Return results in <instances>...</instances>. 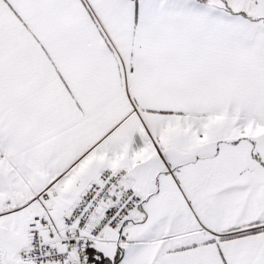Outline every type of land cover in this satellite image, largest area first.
Segmentation results:
<instances>
[{
	"label": "snow or ice",
	"instance_id": "obj_1",
	"mask_svg": "<svg viewBox=\"0 0 264 264\" xmlns=\"http://www.w3.org/2000/svg\"><path fill=\"white\" fill-rule=\"evenodd\" d=\"M0 264H264V0H0Z\"/></svg>",
	"mask_w": 264,
	"mask_h": 264
}]
</instances>
